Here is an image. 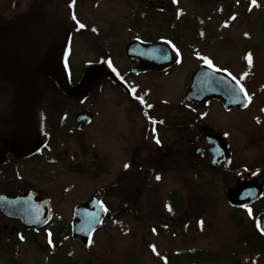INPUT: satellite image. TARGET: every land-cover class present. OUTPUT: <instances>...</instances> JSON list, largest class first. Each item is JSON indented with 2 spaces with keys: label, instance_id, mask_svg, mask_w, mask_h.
Returning <instances> with one entry per match:
<instances>
[{
  "label": "flooded vegetation",
  "instance_id": "obj_1",
  "mask_svg": "<svg viewBox=\"0 0 264 264\" xmlns=\"http://www.w3.org/2000/svg\"><path fill=\"white\" fill-rule=\"evenodd\" d=\"M106 1L0 0V104L3 95L19 91L25 97L18 133L0 134V167L18 170L23 162L34 159L38 173L54 174L68 155L71 159L81 158L83 150H87L96 171L111 170L123 175L125 193L131 187L129 183L138 189L151 187L150 179L147 184L141 181L146 167H151L155 172L151 179L159 183L162 172L158 165L146 166V161L206 159L213 169L229 176L226 192L245 183H253L261 190L258 199L231 208L252 214L249 216L256 231L264 238V124L253 119L246 127L235 123L250 108L251 97L244 90L249 100L244 108L226 109L216 99L187 102L184 91L193 72L199 65L209 67V62L202 61L186 72L188 81L181 101L174 100L164 90V84L189 64L181 42L178 38H163L157 27H146L140 17L176 12L165 10L162 0H111L112 7L105 10ZM237 5L243 7V1L237 0ZM136 16L139 20L134 18L132 29L126 31L120 23ZM119 33L123 40L116 45L114 38ZM132 42L138 44L128 56L125 47ZM20 45L27 48L26 59L19 53ZM112 45L118 47L117 56ZM140 45L154 48L143 51ZM159 45H165L171 56L164 57ZM210 68L218 70L213 65ZM219 71L230 76L228 71ZM88 77L89 85L77 93L69 94L64 89L65 84L73 89ZM30 79L32 87L27 94ZM38 101L44 103L42 110L38 109ZM179 106L186 111L182 116L178 114ZM82 113L88 115V122L76 121ZM221 121L227 125L221 126ZM41 139H45L44 145L35 149L34 144ZM217 151L223 154L224 162L215 168L211 161ZM111 189L114 188L91 196L105 206L102 223L108 216L107 204H111L104 196ZM28 192L31 191L24 194ZM44 199L48 198L35 195L36 201ZM51 205L53 208L52 202ZM251 251L244 252V259L237 258L238 263L257 264L259 253Z\"/></svg>",
  "mask_w": 264,
  "mask_h": 264
},
{
  "label": "rangeland",
  "instance_id": "obj_2",
  "mask_svg": "<svg viewBox=\"0 0 264 264\" xmlns=\"http://www.w3.org/2000/svg\"><path fill=\"white\" fill-rule=\"evenodd\" d=\"M162 1L165 10L176 13L145 14L141 22L157 27L163 38H178L189 62L169 77L172 80L164 84L166 93L181 101L188 81L186 72L198 62H211L217 71H228L252 99L250 108L235 122L237 126H250L251 119L264 124V0H242L245 9L237 5V0ZM111 7V0L103 5L105 10ZM134 18L139 20L136 16L120 23L126 31L132 29ZM122 37L116 34V45ZM114 50L117 56L118 47ZM24 99L19 91L3 95L0 134L18 133ZM40 103L38 109L42 110L44 103ZM185 112L179 106L178 114ZM221 122V126L227 125ZM69 150L67 146V155ZM33 161L23 162L18 170L0 167V193L13 196L31 191L50 199L54 237L59 239L67 233L75 206L95 192L102 194L113 187L104 196L111 203L107 204L108 216L88 246L73 239L70 231L58 249L50 243L47 231L31 232L0 216V264H239L236 259H244L251 250L259 253L257 264H264V238L257 233L249 216L252 214L231 208L225 190L231 182L229 176L213 169L206 159L146 161V166L158 165L162 172L159 183L151 179L155 174L151 167H146L141 181L147 184L150 179L151 187L138 189L129 183L126 197L123 175L96 171L87 150L81 158L68 155L54 174L38 173ZM126 200L129 202L125 205Z\"/></svg>",
  "mask_w": 264,
  "mask_h": 264
},
{
  "label": "water",
  "instance_id": "obj_3",
  "mask_svg": "<svg viewBox=\"0 0 264 264\" xmlns=\"http://www.w3.org/2000/svg\"><path fill=\"white\" fill-rule=\"evenodd\" d=\"M63 42V41H62ZM138 43H128L125 52L129 56L130 51L135 49ZM142 46V45H140ZM162 49L164 57H170L171 53L165 45H159ZM154 46H142L143 51H150ZM19 53L26 59L27 48L18 46ZM160 49V50H161ZM168 62H163L166 65ZM171 63V61L169 62ZM60 82V78H58ZM63 81H61V84ZM89 85V77L80 82L75 88L69 89L67 84L64 85L69 94H75ZM32 87V80H29L28 94ZM241 87L234 82L229 75L221 71H215L206 65H199L193 72L189 84L184 91V99L187 102L202 103L211 99L223 102L226 109L231 107L244 108L248 105L246 94L241 92ZM28 111L30 110V100L28 99ZM87 114H78L77 122H88ZM45 143V139L39 140L34 144V148L38 149ZM224 162V156L221 151H217L215 157L211 161V165L218 168ZM260 189L254 187L253 183L237 184V186L228 189L226 199L232 206L251 203L260 196ZM0 214L7 219L17 220L20 224L30 230H38L44 228L52 219L51 201L44 199L35 200V195L26 193L23 196L8 197L0 195ZM106 214L105 206L96 199H89L73 210V221L71 223L72 238L80 242L82 245H88L94 231L100 226L102 219Z\"/></svg>",
  "mask_w": 264,
  "mask_h": 264
},
{
  "label": "trees",
  "instance_id": "obj_4",
  "mask_svg": "<svg viewBox=\"0 0 264 264\" xmlns=\"http://www.w3.org/2000/svg\"><path fill=\"white\" fill-rule=\"evenodd\" d=\"M59 232H63L62 228H58ZM66 230L67 233L63 235L62 238L57 239V237L55 236V231L53 230L51 223H49L47 226H45L43 229L37 230V231H47L49 236H50V240L52 245L55 247V249H58L59 246L61 245L62 241L67 239L69 237L70 234V227L66 226ZM31 232H35V231H31ZM11 240V239H10ZM8 240V243H11V241Z\"/></svg>",
  "mask_w": 264,
  "mask_h": 264
},
{
  "label": "snow or ice",
  "instance_id": "obj_5",
  "mask_svg": "<svg viewBox=\"0 0 264 264\" xmlns=\"http://www.w3.org/2000/svg\"><path fill=\"white\" fill-rule=\"evenodd\" d=\"M81 27H83V25H81ZM248 60H249V63H251V57H250V56L248 57ZM211 66H212L211 63L209 62V67H211ZM240 90H241V92L244 91L243 88H241ZM133 91H134V90H133ZM153 123H155V122H153ZM156 143H159V140H157ZM125 167H128V166L125 165ZM157 179H159V177H157ZM50 243H51V241H50Z\"/></svg>",
  "mask_w": 264,
  "mask_h": 264
}]
</instances>
